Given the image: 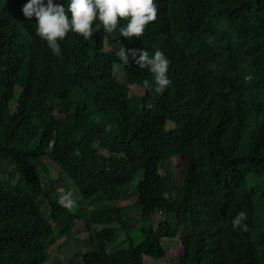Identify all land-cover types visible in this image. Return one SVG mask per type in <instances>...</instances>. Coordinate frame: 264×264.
I'll list each match as a JSON object with an SVG mask.
<instances>
[{
    "label": "trees",
    "instance_id": "obj_1",
    "mask_svg": "<svg viewBox=\"0 0 264 264\" xmlns=\"http://www.w3.org/2000/svg\"><path fill=\"white\" fill-rule=\"evenodd\" d=\"M69 2L53 0L70 20ZM26 3L0 0V264L45 262L53 225L81 229L75 264H163L173 237L168 264H264V0H165L142 37L120 35L127 20L70 30L60 55ZM120 46L161 51L172 84L144 89L154 74L131 58L113 69Z\"/></svg>",
    "mask_w": 264,
    "mask_h": 264
},
{
    "label": "clouds",
    "instance_id": "obj_2",
    "mask_svg": "<svg viewBox=\"0 0 264 264\" xmlns=\"http://www.w3.org/2000/svg\"><path fill=\"white\" fill-rule=\"evenodd\" d=\"M166 1L169 3L170 0ZM164 2L165 0H70L68 5L70 20L64 5L54 4L53 0H46V3L44 0H28L21 11L25 18L35 16L37 36L47 43L53 53L60 55L58 41H62L70 30L89 40L100 28L106 33H114L118 21L127 20L126 26L120 29V35L124 38L142 37L145 26L156 20L159 7ZM97 19L100 24L93 27V22ZM118 36L114 35L110 43L116 44ZM115 55L119 58V62L112 64L115 70H119L121 64L128 65L131 58L140 69H147L154 74V83L148 79L143 81L144 89L162 94L172 84L167 75L170 61L161 51L156 50L150 56L148 51L120 46ZM71 196L72 193H67L59 197V203L65 209L75 208V201ZM245 220L246 214L241 211L232 218V228L248 232L249 227L244 223Z\"/></svg>",
    "mask_w": 264,
    "mask_h": 264
},
{
    "label": "rangeland",
    "instance_id": "obj_3",
    "mask_svg": "<svg viewBox=\"0 0 264 264\" xmlns=\"http://www.w3.org/2000/svg\"><path fill=\"white\" fill-rule=\"evenodd\" d=\"M115 47H117V44L107 43V42H103V45H102V48L104 50L113 49ZM141 94L143 96L145 95V92L143 91ZM170 161L173 164H178L181 162V157L179 155H174ZM114 203L116 205H123V206L127 205L128 215L132 218L133 217L136 218V211H134V208L131 205H129L130 203L128 200H125L123 198H118L114 201ZM80 232H81V229H79L78 227L77 236H76L77 238L76 237L66 238L63 236L62 233L59 232L58 226L53 225L52 234L49 237L47 246H46L47 251H48V257H47V260L43 262L42 264H51L54 260V257H58V259H60L61 263L63 264H75L77 261V256L70 257L66 254L68 253L70 249L82 250L86 246L85 239L78 238V234ZM137 234L138 232L134 230L132 233V236L137 237ZM122 238H123L122 233H119L116 235L114 242L120 245L124 243L123 242L124 239L122 240L121 243H119L120 239ZM159 241L163 247V252L165 253V255L162 257L163 264H168L171 255L178 253L180 250L179 241L176 237L161 238ZM65 256L68 258V260L65 258Z\"/></svg>",
    "mask_w": 264,
    "mask_h": 264
}]
</instances>
